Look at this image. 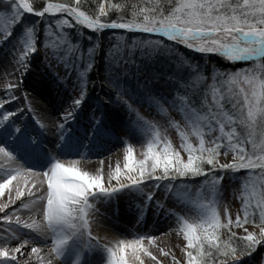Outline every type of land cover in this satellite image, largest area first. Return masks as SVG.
Segmentation results:
<instances>
[{
	"label": "snow or ice",
	"instance_id": "snow-or-ice-1",
	"mask_svg": "<svg viewBox=\"0 0 264 264\" xmlns=\"http://www.w3.org/2000/svg\"><path fill=\"white\" fill-rule=\"evenodd\" d=\"M167 3L170 5L167 11L164 7H145L138 11L134 10L131 20L101 22L100 17L107 14L105 8L101 6L99 15L93 19L79 11L80 0H76L75 7L69 4L48 3L42 10L35 9L29 0H18V2L7 0L11 8L13 25L21 20L24 13L44 18L46 13L55 15L63 12L74 17L77 23L91 31L122 29L129 33L147 34L143 39L136 38L131 41V48L133 50L139 48L142 57L151 58L156 54L172 56L174 45H183L204 55H219L230 62L250 61L252 67L225 74L220 85L228 86L227 100L213 77V83L209 86L211 102L208 99L207 88L199 94L198 100L195 98L197 93L193 91L191 95L186 92L178 102L175 97L168 99L163 96H152L150 79L147 75H142L143 69L134 59H131L130 52L129 59L123 61L124 73L131 72L132 76L137 78L139 87L142 86L144 89V96L148 97L151 103L161 109L164 105L172 109L178 108L184 114V119L193 126L192 132L198 138L199 145L194 146L189 142L188 135L180 130L181 147L188 154L185 162L180 153L173 149L171 142L159 130H156L153 138L147 143L143 159L136 161L132 146L127 145V162L124 166L126 171L122 173L121 168L117 166L114 174L108 178V187L105 186L102 174L91 175L88 171H82L77 167L79 163L77 159H72L66 166L59 158L52 157L53 163L47 171L29 168L37 175L42 173L47 178V188L41 190L45 192L44 195L28 190V195L35 198L31 204L39 205L42 209L43 221L37 222L33 219L32 222H21L20 217L15 215L19 209L4 217L10 224L15 216L17 225L32 230L37 233V236L20 240L14 247L9 245L12 240H19V236L15 234L18 229H13L12 235L0 236V264H30L31 254L40 253L39 246L30 248L27 259H18L17 254L23 256L22 249L25 245L29 243L36 245L41 237L47 240L49 233L51 238L47 240L49 247L47 264H57V261L62 264L67 247L73 240L80 238L85 241V248L94 241V244L103 247L107 252L106 264H144L141 254L159 264L157 257L152 255L143 244L145 239L154 242L155 236H139L131 240L121 239L111 247L101 244L92 235L88 219L90 210L95 206L92 198L98 194L110 198L126 189L143 190L145 185L152 190H160L163 187L165 192H171L177 180L201 176L210 177V190L215 192L218 190L217 185L224 181L226 173L241 170H250L260 181V191L256 192L253 188V195L256 197L255 205L252 204L251 198L245 199L243 219L239 214L235 220L231 215H227L226 222H223L218 202L214 200L210 203H202L198 221L189 222L184 219L178 229L183 233L187 249H189L186 251V264H241L245 257H253L257 249L264 246V0H175V2L167 0ZM0 19H7V17L0 16ZM56 24L58 27H72L66 19L58 20ZM11 36L12 31L5 28L3 38L0 39V47ZM154 36L166 38L173 44L165 43L164 39L150 38ZM19 51L20 55H17L15 50L13 56L14 68L23 77L31 67L29 55L35 56L37 53L33 27L26 29L23 48ZM129 64L134 65V68H128ZM91 66L89 63L88 67ZM80 76L83 80L84 73L81 72ZM118 79V76L114 77L109 80V83L116 87L121 98L127 97L128 90L118 86L116 83ZM168 80L171 81L172 77H168ZM22 84L23 79H19L15 87H20ZM175 86L185 87L180 81H177ZM12 87L9 86L10 89ZM15 99H17L15 95H10L7 100H0V109H5V104ZM87 99V88L81 84L78 94L61 114L62 122L58 127L59 140L62 143L71 131L68 125L76 120L77 114ZM122 102L127 111L134 114L133 123L137 126L136 131H140L145 127L146 121L133 109L127 99H123ZM198 104L200 109H207L205 114L201 115ZM23 111V108L14 107L0 112V135L8 133L10 127L14 129L15 137L23 133L22 125L17 122V118L23 119V116L19 115ZM11 117L16 118L10 119ZM91 120L90 138L103 128L104 115L94 111ZM238 126L240 131L237 130ZM176 127L179 130V124ZM103 130L108 131L106 128ZM216 132L219 134L213 135ZM205 135L209 136L207 142ZM35 142L36 139L33 138V143ZM248 144H251V151L246 148ZM86 148L87 146L80 157L85 156ZM229 152L233 153V162L220 163V156H227ZM0 154L9 162L16 158L15 153L5 143H0ZM257 169H259L258 173ZM19 175V168L10 170L6 166H0V196L4 195L5 190L9 189ZM113 179L116 181L115 185H112ZM40 183L42 184L43 181ZM35 187L36 184L33 183L32 188ZM24 195L25 192L18 189L15 199H22ZM153 195L154 191L147 192L145 205L153 200ZM12 202V197L9 195V203L0 205V210L7 209ZM21 207L28 209L29 203L25 202ZM156 207L160 209L163 205L157 203ZM249 223L259 228V234L245 228L247 234L237 237L231 230L233 226L241 228ZM221 229L228 230L227 240H222ZM166 234V232L161 233V235ZM161 252L164 256L169 255L163 249ZM173 260L175 261V257ZM76 264H83V258L77 260ZM260 264H264V256L260 258Z\"/></svg>",
	"mask_w": 264,
	"mask_h": 264
},
{
	"label": "bare ground",
	"instance_id": "bare-ground-1",
	"mask_svg": "<svg viewBox=\"0 0 264 264\" xmlns=\"http://www.w3.org/2000/svg\"><path fill=\"white\" fill-rule=\"evenodd\" d=\"M5 28L6 26L0 20V39L3 38ZM15 50L11 37L0 47V100H7L10 95L17 97V99L6 103L5 109L23 108L24 111L19 113V115L23 116V119L17 118V122L22 125L23 133L29 141L33 143V138H35L36 142L34 144L39 145H43L46 141L54 142L56 149L52 157L59 158L66 166L69 165L72 159H77L79 161L77 167L82 171H88L91 175L102 174L105 186L108 187V178L114 174L117 166L121 168L122 173L126 171L124 166L127 162V154L125 152L129 144L126 139L114 137L112 133L118 130L123 133L128 131L129 134H133L136 132V128L129 129L131 126L128 117H121L112 112L107 116L103 124H106L108 131L98 130L90 138L89 132L92 127V121L87 122V126L83 127L79 122L81 115L78 113L76 120L68 125L71 131L62 143L59 140L60 130L58 125L62 122L61 114L71 104L67 90L62 87L61 83L57 82L56 76L39 79L35 77L33 67H30L29 72L21 77L19 71L14 68L13 56ZM16 53L17 55L21 54L18 51ZM28 60L30 61L29 57ZM19 79H23V84L20 87H15ZM10 85L13 86L11 89L9 88ZM5 109H0V112ZM15 118L11 117L10 119ZM13 132L14 129L10 127L8 133H6L7 137L5 134L0 135V143L7 144V147L16 155L15 160L9 162L7 158L0 154V166H6L10 170L20 169V175L9 186V189L5 190L4 195L0 196V205L9 203V195H11L13 200L7 209L0 210V236L12 235V230L18 229L15 234L19 236V240H12L9 245L12 247L16 246L20 240L28 239L31 235L26 233V229L17 225L15 216L10 224L5 221L4 217L19 209V211L15 212V215L20 217L21 222H32L33 219L37 222L43 221L42 209L39 205L31 204V201L35 198L28 195V190L31 189L39 195H44L45 192L41 190H46L47 178L42 173L37 175L34 171H30L29 168L37 171H47L53 163L52 157L43 166L27 162L17 149L16 144H13L8 139V136L13 135ZM138 139L136 138V140ZM57 145L60 146L57 147ZM64 146L67 148L64 149ZM85 146H87V152L84 157H80L81 152L85 150ZM101 160H103V163H101ZM223 163H230V159H226ZM121 178L123 179V175ZM40 181H43V183L41 184ZM33 183L36 184L35 188H32ZM115 184L116 181L113 179L112 185ZM18 189L25 192L24 197L19 200L15 199ZM137 191L126 189L110 198L100 194L93 197L95 206L90 210L88 217L92 235L101 244L109 247L114 246L121 239L131 240L139 236H155L156 240L154 242L145 239L143 244L152 255L157 257L159 264H186L183 259L185 244L182 242L180 234L173 230L172 221L167 215L163 214L164 211L161 214H157L149 208L151 207L149 203L145 205V201H143L142 196L137 194ZM170 200L171 202L173 200L178 201L175 197ZM25 202L29 203L28 209L21 207ZM164 232L167 234L161 235ZM254 233L259 234V231ZM50 238L51 234L49 233L47 240H50ZM47 240L40 239L36 245L32 243L25 245L22 249L24 255L17 254L18 259L29 258L30 248L39 246L41 251L38 255L31 254L30 264H47L49 259ZM82 241L85 244L83 238L75 239L71 244L76 247ZM94 243L95 241L88 244L91 250L95 247H101ZM101 249L103 258L97 264H106L107 252L103 247ZM161 249L168 252L169 255L164 256ZM173 257H175V261ZM141 258L144 260V264H156V261H152L148 256L141 254ZM246 258L248 257L244 259ZM88 262L86 260L84 264H88ZM244 262L242 261V263ZM57 264H59V261H57ZM62 264H68L64 258ZM89 264L93 263L89 262Z\"/></svg>",
	"mask_w": 264,
	"mask_h": 264
},
{
	"label": "rangeland",
	"instance_id": "rangeland-1",
	"mask_svg": "<svg viewBox=\"0 0 264 264\" xmlns=\"http://www.w3.org/2000/svg\"><path fill=\"white\" fill-rule=\"evenodd\" d=\"M75 6L76 3L73 7ZM103 7L107 13L109 11L107 5H104ZM79 11H82V7L80 5ZM0 16L7 17V19L0 20L7 29L12 31V44L19 53V50L23 48V39L26 35V29L28 27H33L34 33L36 35L37 53L35 56L29 55V59L31 62V67H33L35 70V77L39 79L42 77L49 78L51 76H56L57 82L61 83L62 87L67 90L68 97H70L71 102L74 96L78 94L79 86L81 84L87 88L88 99L85 101L83 108L79 112L81 115V120H79V122L83 127L87 126V122L92 121L91 117L94 111H99L104 115V121L112 112L121 117H128L131 126L129 129H135L137 126L133 123L132 118L134 114L129 113L123 106L122 100L127 99L129 100V104L132 105L133 109H135L136 112H138L146 121L145 127L133 134H129L128 131L123 133L117 130L115 133H112V135H114V137L126 139V141H128V143L133 148L135 160L139 161L144 158L143 153L146 151L147 143L153 138L155 131L159 130L161 134L171 142L173 149L180 153L181 158L185 162L187 161L188 156L181 147L182 140L179 134L180 130L184 131L188 135L189 140H192L194 144H197V141L199 140L192 132L193 126L184 119V114L180 112L178 108L172 109L168 108L167 105H164V108L161 109L160 107L151 103L149 98L144 96V89L142 86L141 88L139 87L137 78L133 77L131 72H128L130 81L127 82L124 78L125 74L122 76L117 69L109 70L107 72H109L111 78L118 76L119 79L117 81H124V84L127 87L125 89L128 90V96L123 98L119 97V99L115 100V98L112 96L106 95L103 91L104 86L101 85L104 71L102 60L98 61L97 65H94V58L90 59L89 56L84 57L82 54L83 52L91 54V52L88 51L90 47L87 50H85V47L80 49L81 53L78 61L79 66L77 68L73 67L74 65H72L71 59L68 58L59 43L61 42L64 44L65 42L69 45L68 42L70 39H68L67 35H74L76 33L75 29L81 25L79 23L73 24V22H71L68 18L71 17L76 22L74 17L68 16L63 12L56 13L55 15L46 13L44 18L37 17L29 13H24L21 20L13 25L11 22V8L8 6L7 1L5 0H0ZM65 19L69 21L72 27L57 26L56 21ZM81 26L87 29V31H90V29H88L86 26ZM107 30L109 29L96 32L97 41L93 42V44L101 50L102 47H104L103 45H106L103 36L104 32H108ZM129 36V34H125L123 37L118 38L117 41L120 42L118 45H120L123 41H126ZM133 39L134 38H132L131 41ZM81 43L82 42L80 40V44ZM45 45L47 46L45 47ZM93 49L95 48L93 47ZM117 54L119 55V53ZM128 59L129 57L126 58V60ZM134 60L136 61V64L140 65L143 69L142 75H147L149 77L152 96H163L168 99L175 97V99L179 102L181 101V95L185 94L187 91H189V89L192 88L193 82L182 73H167L166 75H161L158 73L154 74L149 72V70H147L146 67L139 62L140 60L138 61V59L135 58ZM238 62L242 61H237L235 63ZM89 63L92 65L90 68L88 67ZM118 63H120V61ZM194 64H196L194 67H198V69L200 68L201 72L205 74V89L207 88L208 90L209 102H211V88L209 86L213 83V77H215L217 86L221 87V93L225 95L227 100L228 86L226 84L220 85V81L225 78V74L236 71H231L232 69L229 67H224L217 71L213 66H211L210 62H207L205 65H199V63ZM127 67L131 69L134 68V65L129 64ZM251 67L252 66L244 69H249ZM81 72L84 73L83 80L80 76ZM87 72H92L95 76L96 82L92 83V85H90V81L87 78ZM170 76L172 77L171 81L168 80V77ZM155 77L159 78L157 79ZM177 81H180V83L184 84L185 87H176L175 85ZM113 88L116 87L113 85ZM222 89H224L226 92ZM83 119L86 121L82 122ZM177 124H179V130L176 127ZM103 127L107 128L106 124ZM237 130L240 131L239 126ZM206 131L207 130L205 129V132ZM218 134V132L213 133V135ZM136 138L139 139L136 140ZM208 139L209 136L205 135L206 142ZM246 148L247 150L251 151V144L246 145ZM125 153L127 154V151ZM228 158L230 159V163H232L233 153L229 152L227 156L221 155L220 163H223ZM256 172L258 173L259 169H257ZM217 175H219V173H217ZM207 180L208 183H206ZM165 183H167V181H165ZM210 184V177L202 176V178L197 180L193 179L192 181L187 179L177 180L171 192H165L163 187L160 190H152L148 185H145L143 190L137 191V194L142 196L143 201L146 200L147 192L154 191L153 200L148 202L151 205L149 208L157 214H161L162 211H164L163 214L167 215L170 221H172L173 230L180 234V238L185 244V249L183 251L184 258L182 257L185 263L187 262L186 251L189 249H187V242L184 239L183 234L178 231L184 219H187L189 222L198 221L201 211L200 205L202 203H210L214 200L220 205L219 211L223 222H226L227 215H231L233 220H235L237 214H239L243 219L244 200L251 198L252 204L255 205L256 197L253 195V188H255L256 192L260 191V181L257 179L255 174L251 173L250 170H241L239 172L230 171L226 173L224 181L217 185L218 190L215 192L210 190ZM172 197H175L178 199V201L173 200L171 202L170 199ZM157 203L162 204L163 207L157 209ZM245 228H247V230L250 232L259 231V228L256 227L255 224L251 223L245 224L244 227L241 228L233 226L231 230L232 232L236 233L237 237H241L247 234L244 230ZM224 230L227 231V229ZM261 247L262 248L257 249V252L253 257L246 258L244 260L245 262H241V264H260V258L264 256V246Z\"/></svg>",
	"mask_w": 264,
	"mask_h": 264
},
{
	"label": "trees",
	"instance_id": "trees-1",
	"mask_svg": "<svg viewBox=\"0 0 264 264\" xmlns=\"http://www.w3.org/2000/svg\"><path fill=\"white\" fill-rule=\"evenodd\" d=\"M33 4V7L37 10H42L46 7V4L48 3H60V4H69L70 6H74L76 3V0H29ZM175 2V0H173ZM82 7V11L85 12L87 16H90L91 18L95 19L99 15V8L101 6L107 5L108 12L105 16H101L100 20L101 22H122L132 19V12L134 10H139L141 8H151L153 6L156 7H164V9L167 11V9L170 7L168 5L167 0H80V4ZM114 5H119L120 7H113ZM73 24L77 23L73 20V18L68 17ZM76 33L74 35H67L68 39L70 41L68 44L64 42L59 43L61 48L64 50L65 54L68 56L69 59H71L72 65H74V68H77L79 66L78 61L80 57V49L82 47H85L84 49L87 50L91 49V54H88L87 52H83L82 54L84 57L89 56V58H94V65H97V62L102 60V66H103V81L101 83L102 86H104L103 91L106 95L112 96L113 98L117 99L120 97L118 95L117 89L113 88V84L109 83V80L112 79L110 77L109 70L113 69H119L118 72L123 76L124 73V66L123 61L126 60V58L129 57V53L131 52V59H138V61L146 67L149 72H152L154 74L158 73L161 75H166L167 73H173L178 74L182 73L185 76H187L188 79H190L193 82L192 88L187 91L188 95H191L193 91L197 93V96L195 97L197 100L199 99V94L202 93L205 90V74H203L198 67H194V63H199L205 65L207 62H210L211 66L214 67L217 71L221 70L224 67H229L232 69L231 71H239L241 69L250 67L252 65V62H241V63H235L230 62L224 57H218V56H204L200 53H194L192 50L185 48L182 45H174V55L172 56H166V55H160L156 54L149 57H142L140 54V49L136 48L133 50L131 48V39L134 38H140L143 39L147 35H140L138 33H129V32H119V31H111V32H104V41L106 42V45H103L102 50L96 46H94L93 42L97 41L96 32L94 31H87L83 26L79 25L78 28L75 29ZM67 34V33H66ZM129 34L130 36L127 38L126 41H123L120 45H118L117 39L120 37H123V35ZM87 35V36H85ZM152 39H161L159 37H150ZM92 39V40H91ZM80 40L82 43L80 44ZM165 43L173 44L167 40H164ZM78 42V44H77ZM91 42V43H90ZM93 47L95 49H93ZM89 51V50H88ZM93 51V52H92ZM119 53V55L117 54ZM148 60V61H145ZM120 61V63H118ZM120 65V66H119ZM101 66V67H102ZM93 72V71H92ZM88 73V79L90 81V85L92 83L96 82L95 76L93 73ZM124 78L126 81H130L129 74H125ZM116 83L119 84L118 86L120 88H127L124 84V81H117ZM224 90V89H222ZM225 91V90H224ZM226 92V91H225ZM185 94L181 95V98L184 97ZM198 109L200 113L205 114L207 109L199 108ZM194 146L199 145V141H197V144H194L193 141L189 140ZM184 151V149H183ZM185 154L188 156L187 152L184 151ZM207 165L205 168L207 169ZM222 233V240H227V233L228 230H220Z\"/></svg>",
	"mask_w": 264,
	"mask_h": 264
}]
</instances>
